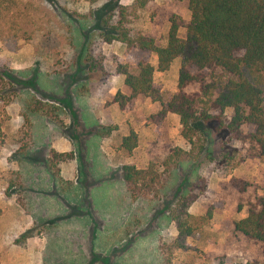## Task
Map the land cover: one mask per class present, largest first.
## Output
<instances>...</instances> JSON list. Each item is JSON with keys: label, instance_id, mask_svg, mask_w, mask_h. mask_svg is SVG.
Masks as SVG:
<instances>
[{"label": "rangeland", "instance_id": "374dc122", "mask_svg": "<svg viewBox=\"0 0 264 264\" xmlns=\"http://www.w3.org/2000/svg\"><path fill=\"white\" fill-rule=\"evenodd\" d=\"M54 2L15 0L0 9V35L10 42L15 39L7 46L10 50H21L12 63L9 57H0V73H7L0 75V264H103L88 259L90 253L108 258L109 264H157L159 235L176 234L173 224L166 225L165 213L180 192L198 193L202 178L206 190L188 211L204 216L211 209L212 217L187 238L188 249L173 250L172 264H264L261 247L232 231L241 211L238 205L247 211L246 202L263 191L264 158L249 156L247 145L229 141L224 133L198 132L197 138L204 139L198 160L181 163L155 202H131L124 196L122 164L145 167L149 161H162L167 146L189 145L183 143L178 121L165 118L156 127L149 116L132 112L134 106L123 126L127 130L129 123L139 130L150 126L152 140L140 136L126 156L119 150L122 131L102 136L116 125L89 118L87 104H112L114 95L108 91L114 62H124L125 57L109 53L102 71H89L83 62L85 41L97 30L79 23L83 15L87 19V10L83 11L87 7L105 15V1ZM186 11L185 0H167L138 10L129 26L160 45L169 17L177 14L183 19ZM95 45L94 40L91 47ZM32 97L58 107V121L29 112L25 104ZM162 97L168 100L171 95ZM226 112L231 115L230 109ZM52 149L74 156L60 164V180L46 166ZM234 177L249 182L246 192L229 185Z\"/></svg>", "mask_w": 264, "mask_h": 264}, {"label": "trees", "instance_id": "16d2710c", "mask_svg": "<svg viewBox=\"0 0 264 264\" xmlns=\"http://www.w3.org/2000/svg\"><path fill=\"white\" fill-rule=\"evenodd\" d=\"M97 1L100 0H89L90 3ZM152 1L133 0L131 6H124L116 0H106L105 15L100 16L97 11L93 14L91 29L97 31L88 34L83 59L89 71H102V62L109 59L102 54V45L114 41L124 44L125 61L111 60L115 61L113 74L124 76L126 92L118 90L111 103L128 112L139 97L159 102L160 110L150 115L149 121L158 127L168 113L178 115L180 136L189 145V148L167 146L162 161H149L145 167L122 164L119 180L124 185V196L131 202H155L169 187L181 163L198 160L204 144L203 138H197L198 132L224 133L229 141L247 145L249 156L264 158V0H186L190 17L187 21L177 14L169 17L164 46L129 26L137 11ZM14 2L0 0V9ZM181 28L183 36L179 35ZM94 40L96 45L92 48ZM152 53L157 56L156 69L160 72L168 70L174 59L180 60L177 91L168 100H163L162 87L153 80L154 67L149 61ZM25 105L29 112L58 121L55 105L34 97ZM227 109L231 110L229 116ZM116 129L113 126L102 136ZM137 144L138 135L131 129L121 137L119 150L130 156ZM73 158L72 152L52 149L46 159L51 176L60 180V164ZM201 180L198 193L192 189L180 192L165 213L166 225L173 224L176 234L167 238L159 235L155 247L157 264H172L173 250L188 249L187 238L212 217L211 209L204 216H194L188 211L206 190V183ZM229 185L239 193L246 192L250 186L247 180L235 177L229 180ZM245 205L247 214L233 221V234L258 244L264 259V188ZM241 207L239 204L238 209ZM90 254L88 259L109 264L108 258Z\"/></svg>", "mask_w": 264, "mask_h": 264}, {"label": "crops", "instance_id": "0c3cea01", "mask_svg": "<svg viewBox=\"0 0 264 264\" xmlns=\"http://www.w3.org/2000/svg\"><path fill=\"white\" fill-rule=\"evenodd\" d=\"M101 1H106V0H101ZM118 4L124 5V6H131L133 3V0H116ZM167 0H154L150 3H148L144 9L149 8V5L151 6H160L161 3H164ZM186 1V0H185ZM52 3H55L54 0L50 1ZM98 3L95 2L92 5H96ZM187 3V2H186ZM55 8V7H54ZM51 9H53V7H51ZM57 9V8H55ZM55 9H53L55 11ZM97 8L93 7L91 9H89L88 7L86 9H84L83 11L87 10L86 14L87 16H85L87 19L84 21V15L82 16V21L80 24V26H86V28H88L91 24H93V18H94V12L96 11ZM79 10V9H78ZM81 10V12H83ZM80 12V11H79ZM83 14V13H80ZM190 17V13L187 9L186 13H184L183 15V19L184 20H188ZM48 20V19H47ZM169 25L166 23V31L168 30ZM11 44L14 45L15 44V39L13 38V40L10 42L8 40H6L4 37H2L0 35V57H9L11 60V63L13 60H15L16 58H20V54H21V50L18 49L16 51L10 50L7 46ZM166 44V39H164L161 43L160 46H164ZM16 45H20V40L17 38L16 40ZM103 51L105 55H108L109 53H113L118 57L124 58L125 57V46L124 44H122L119 41H114L112 43L106 44L103 47ZM31 53V49L29 51V54ZM150 63L151 65L154 67V72H153V80L154 82L159 83L162 86V96H165L170 94L171 96L177 91V78H178V70H179V65H180V60L178 58L174 59L168 70L160 72L156 69L157 66V56L156 54L152 53L150 55ZM10 68H12L11 64H10ZM113 80L109 82V91L111 92V94H115L118 90L120 91H124V76L123 75H115L113 76ZM115 82V85H112ZM92 99H94L92 97ZM92 101H88L87 104V108H86V115H90L89 118L91 119H100V122H102L104 124V120H106V122H110L113 123L114 125H116L118 128L116 130H113L110 135L115 134V132H120L122 131V133L120 134L121 137L126 136L129 132V130L125 129V127L123 126V122L122 120H126V116L128 115V112H123L118 108V105L116 103H112L109 106H104V103L101 105V107H98V105L95 104V102L91 103ZM92 104L94 106H92ZM160 110V103L159 102H152L149 98H145V97H139L134 104V109L132 110V112H136L138 113L140 116L145 117V116H150L152 114L157 113ZM94 111H97L98 114H96ZM131 113V111L129 112ZM167 120H171V121H178L179 122V118L178 115L174 114V113H168L166 116ZM131 126V129L134 130L137 135L138 138H140V136L142 137H146L147 139H151L152 136V130L149 127H144V129H137L135 126L132 127V123H129ZM128 125V124H127ZM181 125V124H180ZM129 126V125H128ZM125 131H124V130ZM130 129V130H131ZM124 131V132H123ZM184 139H183V143H184ZM248 161H246L244 164H247ZM240 215L235 218V220H239L241 218H244L247 214V211L244 208L240 209Z\"/></svg>", "mask_w": 264, "mask_h": 264}]
</instances>
